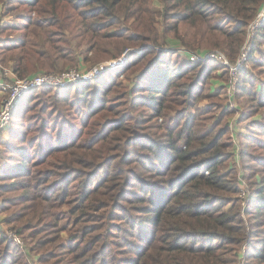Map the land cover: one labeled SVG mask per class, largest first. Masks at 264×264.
<instances>
[{"label": "trees", "instance_id": "obj_1", "mask_svg": "<svg viewBox=\"0 0 264 264\" xmlns=\"http://www.w3.org/2000/svg\"><path fill=\"white\" fill-rule=\"evenodd\" d=\"M7 4L10 10L24 7L29 13V16H20L22 21L17 30L22 32V38L11 44L6 41L0 48V60L19 77L40 70H54L62 59L76 65L84 45L86 55L90 53L95 64L118 57L130 45H152L127 65L124 76L130 85L135 82L133 87L139 84L145 88L150 119L165 122L156 126L163 130L162 134L148 137L147 146L140 143L142 146L129 148L134 140L142 137L135 123L145 116L135 113L139 111L136 91L117 77V81L110 84L99 82V74L64 88L41 87L29 91L13 112L11 124L21 123V110H36L38 105L30 104L35 91L50 89L63 90L72 97V104L77 106L76 121L80 124L55 118L50 127L53 130L50 154L34 164V172L24 170L27 177L35 181L36 190L50 177V195L37 194L30 198L27 206L12 214L14 221H26L23 225L27 227L48 218L54 224L51 244L60 239L59 232H62L53 209L66 208L74 227L82 228L89 213L112 206L123 209L121 200L126 193H132L129 188L136 182L139 184V192H134L137 201L133 203L132 199L125 198L130 204L125 214L132 210L144 220L126 218L134 228L142 223L147 237L142 239L135 232L129 234L131 239L137 240L135 243L127 240L134 248V256L119 264H240L242 254L239 251L244 242L254 237L257 229L264 235V170L260 181L255 176L258 173L250 175L254 195L249 201L251 206L242 208L240 198H235L241 191V181L233 164L234 158L237 160L233 151L235 143L224 139L229 125L222 126L228 114L213 117L211 125L204 122L201 110H197L195 116L189 114L183 122L179 118L187 108L197 109L204 98L195 88L212 85V73L205 72L209 67L207 62L179 69L161 63L160 67H153L151 63L155 59L159 62L163 55L156 52L154 46L171 45V35L180 39L185 54L193 51L201 56L223 55L230 63H235L247 46L249 59L253 60L258 72L245 74L241 71L240 91L250 98L252 115H261L264 110V50H261L264 0H0V11ZM155 4L160 5L159 10L153 7ZM257 21L259 25L253 36L251 26ZM183 27L191 32L182 34ZM61 33L60 40H56V35ZM73 41H77L75 49ZM157 69V75L147 78L150 70ZM99 91L103 95H98ZM141 95L143 97L144 93ZM193 98L196 99L191 102ZM46 104L39 103L41 116L33 112L39 116L37 125L44 122ZM208 111L211 113L213 108ZM171 113L177 115V120L170 117ZM218 120L220 123L214 126ZM173 121L177 123L170 124ZM262 125L260 128H264V123ZM257 145L263 153L252 157L264 160V141L260 140ZM251 146L256 148V143H248L246 147ZM144 148L147 153L143 152ZM119 151L121 154L116 160L115 153ZM91 152L109 163L117 161L106 178L94 182L91 174H82L86 168L99 164L86 160L87 153ZM244 156H247L246 150L241 152V157ZM49 157L52 159L50 167ZM21 165L24 166V162ZM69 176H73V181ZM78 181L80 187L75 194L71 183ZM244 214L249 215L250 223ZM81 234L76 248L86 245L77 254L81 264H107L104 258L87 256L95 238L88 242L84 232ZM35 245L46 247L49 243L36 242ZM259 246L254 264H264V240ZM12 247L0 238V249L8 248L4 255L16 264L24 258L20 255H25V251L17 247L14 252ZM52 257L56 258V254Z\"/></svg>", "mask_w": 264, "mask_h": 264}, {"label": "rangeland", "instance_id": "obj_2", "mask_svg": "<svg viewBox=\"0 0 264 264\" xmlns=\"http://www.w3.org/2000/svg\"><path fill=\"white\" fill-rule=\"evenodd\" d=\"M8 6L9 4H7L6 7H3V9L0 11V48H2V44L6 41L11 44L12 42H18L22 38V32L17 30V27L22 21L20 16H29V13L24 10V7L10 10V7ZM153 7L156 10L160 9V5L157 4L153 5ZM31 15L35 16L36 13H32ZM263 22L264 20L262 19L261 23ZM158 26H160L159 23ZM251 31V34L253 35L255 30ZM186 32L190 33L191 31L186 27H183L181 29V33L186 34ZM62 35V33L57 34L56 40H60ZM257 36L258 33L256 34V38ZM170 40L172 41L171 45L160 44L154 46L156 52L162 53L163 55L160 57L159 62L155 59L151 64L153 67H160L161 64H164L176 68L178 67L179 69L180 66H182V68H187V65L207 62L209 67L208 71L206 70L205 72L206 74L210 72L212 73V85L208 84L207 86H202L201 89L199 87L195 88L196 92H200L204 98L199 101L197 109L187 108V111L183 114V117L179 118H181V121L183 122V119L188 117L189 114L194 115L197 110H201V112H203V116H205L202 117V119L205 120L204 122H207L208 125H211L213 122V117L217 118L224 113L228 114V117L222 122V126L225 125V123L229 125L228 132L226 133L224 139L231 140V142L235 143L233 146V151L235 152V157H237V160L234 158L233 164L234 168L237 170V176L241 181V191L238 195H235V198H240V206L242 208L246 207L248 209L251 206L249 202L251 200V196L254 195V188L252 185L253 181L252 179L250 180V175L258 173L255 175L258 177L257 181H260L263 177V158H256L252 156H259V154L263 153L258 149L259 147L257 143H259L260 140L264 141V128H260L264 123V110L261 111V115H252V103L250 102V98L247 95L241 94L240 91V84L242 80V76L240 77V75L241 71H243L242 73L249 74L251 72L257 73L258 69L254 65L253 60L248 59L245 66L238 72L237 77H235V75H232L230 68H227V66L223 65L222 60L216 55H204V60L193 62L190 60V58L197 52L192 51L190 54H185V50L180 43V39L171 35ZM76 43L77 41H73L72 43L74 45H72L74 49L77 48ZM151 46L147 44H138L136 46L130 45L126 49H123L121 55L118 57L107 58L95 64L90 58L92 55L90 53H87L86 55V45H84L82 46V49H80L81 54L78 55V62L76 65H72L74 63L62 59L60 60L59 65H57L56 69H45L44 71L40 70L28 74V76H34L48 72L59 73L69 69H75L82 75H89L94 72L93 76L89 77L88 79L100 74L101 79L98 80L99 82L103 80V82H108L110 84L118 80L124 82L125 84L127 83L126 85H128L129 88H132L133 91H136L137 96L135 100L138 102L137 107L139 108V111L135 113L145 116V119L139 120L138 123H135V128H137L138 132L142 134V137L139 140H134L129 148L136 145L142 146L143 144L147 146L148 137L152 135L155 136L156 133L157 135L162 134L163 130L158 129L156 126L163 123L164 120L161 121L160 119L156 121L150 119L151 112L148 109L149 105L145 99V96L147 95L145 88L143 89L142 87H139V84H136L133 87L135 82L130 85L124 76V70L128 64L132 63L140 56V53ZM261 50H264V44H261ZM63 54L67 53L64 52ZM130 55H134V57L128 60ZM257 58L260 57L257 56ZM0 63L2 67L4 66L5 68L11 69L19 77L18 73L15 72L11 67L4 65L1 60ZM158 71L159 69L150 70L151 74H148L147 78L157 75ZM189 75L192 76V73L190 72ZM115 77H117V80ZM236 79L237 83L235 82ZM82 81L79 83H82ZM230 86L231 91L228 90ZM50 90L35 91L30 102V104L32 103L31 106L38 105L36 110L33 111L38 113L39 107L41 106L39 103L47 102L44 109L48 110L42 116V118H44V122L42 124L37 125L39 116H41L40 113L37 117L31 111L21 110L20 115L23 118L20 120L21 123H18L19 121L13 122L12 124L10 123L8 128L0 133V238H3L6 243L8 242L9 244L13 245V249L11 248L12 251H14L17 247L19 250L25 251V255H20V258H24L20 261L17 260L16 264H81L82 260H78L80 255L77 254H79L86 245H84V247L81 246L82 249L80 248L77 250L76 248L80 243L79 238L82 236L81 232H84L88 242L91 238H95V241L90 247V252L87 256H91L92 254L95 257L99 256L100 258H104V261L107 264L124 263L123 260H125V258H131L134 256V248H131L130 243L127 241L128 238L132 240L133 243L137 242L135 237L131 239L129 234L135 232V235L138 234V236H140L142 239L147 237V235L144 233L146 227L143 226L142 223H137V228H134L131 226L132 223H129L126 219L138 218V221H144L132 210L128 212L127 215L125 214L126 209L130 207V204L127 203L128 200H125V198L132 199L130 201H134L133 203L137 201L135 196L136 194H134V192H136L135 190H138L139 192V184L136 182L133 183L134 185L132 184L129 188V190H133L131 191L132 193H126L125 197L121 200L123 209H117L112 206L103 209V211L98 213L96 211L89 213L87 214L90 215L87 219V223L82 224V228L74 227L73 219H70V215L67 213L66 208L62 207L60 210L53 209L55 210L54 212L56 216L59 218L58 228L62 232H59L60 239L53 241L51 244L50 238L53 236L54 231H52V229L54 224L51 223L48 218L44 217L41 220L35 221L27 227H24L23 224L26 221L17 222L14 221L12 217L14 212L20 210L24 206H27L29 204L27 201H29V199L33 196H36L37 194H41L43 196L50 195V177L47 183L44 181L40 188L36 190L34 189L36 188L35 181L33 178H28L24 170L27 168L28 171L32 170L34 172V170H36L34 164L40 162L44 158H47L50 154V150H52L50 145V135L53 133V130H50V127L53 126L55 118L62 119L65 122H72L76 121V116H78V114L75 115L77 106L72 104V97H68L67 93H65L63 90V92H56L52 89ZM85 90L87 91V89ZM120 90L123 91V88H120ZM142 93H144L143 97L141 95ZM89 94L91 95L92 93ZM101 94L103 95V93L99 91L98 95ZM109 96L113 95L110 94ZM195 99L196 98H193L191 102L195 101ZM97 106L98 105H95V107ZM210 107L213 108L211 113L208 111ZM205 112L207 113L204 114ZM170 117H176L174 120H177V115L174 113H171ZM170 120L171 119H168L167 121ZM57 123L58 125L61 124L60 122ZM169 123L170 122H166V124ZM175 123L177 122L173 121L170 124L174 125ZM218 123H220L219 120L214 124V126ZM75 124L79 125L80 123L76 121ZM140 143H142V145H140ZM248 143L252 145L256 143V148L253 146L247 148L246 146ZM34 145H38V147L36 146V149H34ZM146 150L147 149L144 148L143 152L147 153ZM244 150L247 151V156L241 157V152ZM120 152L121 151L115 153L117 156L116 160H118V156L121 154ZM130 156L134 157L133 155ZM86 160H92V162L100 164L95 167H89L86 169L83 168L86 170V172L82 171V174H91L90 176L93 177L91 179L93 180L92 182L106 178V174L114 169L117 162L115 161L114 163H109L107 162L106 158L100 159L96 157L94 152L87 153ZM50 161H52V159L49 157L48 167H50ZM21 162H24V166L21 165ZM139 172L141 171L139 170ZM141 174H143L144 177L147 176L146 173ZM69 177L73 181V176ZM21 183L25 184L21 185ZM3 184H10V186H3ZM11 184L14 185L11 186ZM79 184V181L71 183V187L74 189L75 194L78 193V188L80 187ZM28 187L30 189H25ZM137 205L138 204L134 206ZM244 217L247 222L250 223L251 218L249 215L244 214ZM8 219L13 220L14 222H7L6 220ZM259 230L260 229H257L254 233V237H251L245 241L244 245L241 247V250L239 251L240 254H242L241 258L239 259L240 264L255 263L254 256L259 253L261 248L259 244L264 240V235H261ZM33 233L37 234L31 237L30 235ZM121 233L122 237H120ZM36 242L49 243V245L42 247V245H35ZM64 243H66V245H64ZM136 244L140 245L141 243ZM59 245L60 247H58ZM1 248H3V246ZM6 249L9 250L8 248ZM5 250L0 249L1 264H15L12 259H10L7 255H4ZM111 251H113V256L109 254ZM52 254H56V258H53ZM1 257H3V259H1ZM112 260L115 261L112 263Z\"/></svg>", "mask_w": 264, "mask_h": 264}, {"label": "built area", "instance_id": "obj_3", "mask_svg": "<svg viewBox=\"0 0 264 264\" xmlns=\"http://www.w3.org/2000/svg\"><path fill=\"white\" fill-rule=\"evenodd\" d=\"M258 25L259 21L255 22L251 26V29L255 30ZM209 55L215 56L216 54H208L206 56ZM216 56L222 60L223 65L227 66V68H230L232 75L237 77L238 72L245 66L249 59V48L246 46L236 62L232 64L225 56ZM190 60L196 62L204 60V58L199 54H194L191 56ZM0 68V133L8 128L11 123L15 108L19 105L22 98L29 91L41 87H67L71 83L86 80L94 74L93 72L89 75H82L75 69H69L59 73L48 72L34 76L18 77L11 69L5 68L4 66L2 67L1 63ZM235 82L237 83V79ZM228 90L231 91V86Z\"/></svg>", "mask_w": 264, "mask_h": 264}, {"label": "water", "instance_id": "obj_4", "mask_svg": "<svg viewBox=\"0 0 264 264\" xmlns=\"http://www.w3.org/2000/svg\"><path fill=\"white\" fill-rule=\"evenodd\" d=\"M122 62H123V60H122Z\"/></svg>", "mask_w": 264, "mask_h": 264}]
</instances>
